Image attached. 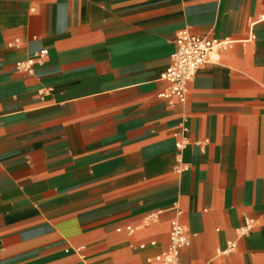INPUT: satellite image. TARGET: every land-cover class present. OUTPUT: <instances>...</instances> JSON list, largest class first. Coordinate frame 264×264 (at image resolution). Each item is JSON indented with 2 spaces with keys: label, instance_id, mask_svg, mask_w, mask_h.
I'll list each match as a JSON object with an SVG mask.
<instances>
[{
  "label": "crops",
  "instance_id": "obj_1",
  "mask_svg": "<svg viewBox=\"0 0 264 264\" xmlns=\"http://www.w3.org/2000/svg\"><path fill=\"white\" fill-rule=\"evenodd\" d=\"M184 30L227 46L170 107ZM173 218L180 264H264V0H0V264H147Z\"/></svg>",
  "mask_w": 264,
  "mask_h": 264
},
{
  "label": "built area",
  "instance_id": "obj_2",
  "mask_svg": "<svg viewBox=\"0 0 264 264\" xmlns=\"http://www.w3.org/2000/svg\"><path fill=\"white\" fill-rule=\"evenodd\" d=\"M176 49L171 54L169 67L162 75L163 81L168 86L161 92L158 97L165 101L170 106L184 105L188 96V83L193 79L195 73L203 65L207 63H215L219 60L220 52L225 49L227 43L219 42L217 40L209 39L207 37L196 36L189 31L184 30L179 32L175 39ZM47 55V50H41L33 56L17 62L15 70L17 72L31 74L34 66L42 62L43 58ZM182 131H185V127H181ZM176 147L181 149L183 142H176ZM180 212L177 213V216ZM156 217H152L151 220H146L149 223L155 220ZM246 229L251 226V221L245 223ZM139 228L127 227L125 231L131 235ZM191 238L188 237L183 229L178 218H173L170 221L168 242L163 251L160 253L148 257L146 259L147 264H180V253L182 249L189 246ZM155 243H151L154 245ZM143 248V246H140ZM234 248V244L229 243L227 252Z\"/></svg>",
  "mask_w": 264,
  "mask_h": 264
}]
</instances>
